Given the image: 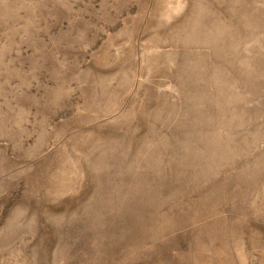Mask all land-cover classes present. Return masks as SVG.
Wrapping results in <instances>:
<instances>
[{"label":"rangeland","instance_id":"rangeland-1","mask_svg":"<svg viewBox=\"0 0 264 264\" xmlns=\"http://www.w3.org/2000/svg\"><path fill=\"white\" fill-rule=\"evenodd\" d=\"M0 264H264V0H0Z\"/></svg>","mask_w":264,"mask_h":264}]
</instances>
